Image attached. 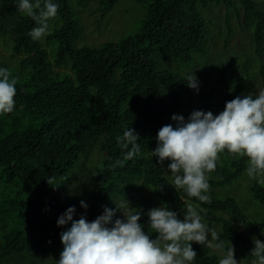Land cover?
Segmentation results:
<instances>
[{
    "label": "trees",
    "instance_id": "16d2710c",
    "mask_svg": "<svg viewBox=\"0 0 264 264\" xmlns=\"http://www.w3.org/2000/svg\"><path fill=\"white\" fill-rule=\"evenodd\" d=\"M75 1L85 8L92 0ZM97 1L104 8L103 15L117 2ZM240 1L245 30L254 41L256 57L261 59L264 10L254 0ZM54 2L59 5L61 27L46 36L48 44L57 45L51 50L52 62L40 39L33 40L28 34L35 22L25 15L10 18L17 0H0V35L7 33L2 39L13 41L11 53L19 61L18 72L7 67L18 79L15 108L0 114V264H56L63 251L60 233L70 227H58L57 220L69 207L76 209L74 220L84 215L89 222L108 208L115 213L108 225L112 227L120 217L118 202L143 193L136 209L145 213L139 223L146 234V213L155 207L154 201L160 206L166 204L181 219L191 202L199 205L205 223L221 226L220 239L230 241L236 257L254 259L250 255L253 237L264 242V220H250L243 202L229 193L246 173L247 157L231 160L226 149L218 154L216 170L209 174V204L176 191L167 169L170 161L159 164L151 155L158 130L166 124L175 126L171 119L174 114L187 120L194 110L204 111L213 105L220 113L226 102L247 95L253 76L234 77V65L231 70L227 65L214 64L213 75L199 78L198 94L186 85L192 74L187 67L210 55L201 9L225 4L228 11L238 15L236 3L139 0L146 11L136 34L98 48L79 49L76 41L81 30L74 19L72 0ZM225 20L228 32L220 37L228 45L234 33L228 14ZM182 65L185 74L180 72ZM66 68L70 72L63 71ZM243 70L247 71L244 66ZM260 74L264 86V66ZM187 105L193 109H186ZM131 127L141 138V155L113 168L111 165L122 159L125 151L116 137ZM89 149L95 150L102 165L96 169L95 179L89 181L95 182L83 199L88 205L85 210L77 208L73 200H63L53 187L69 176L83 154L90 155ZM249 195L253 201L245 203L249 207L260 205L255 206L256 211L264 213V186L254 183ZM75 202L79 206L80 202ZM231 219L237 222L235 227ZM151 237L155 239L156 234ZM192 247L197 253L192 264H218L219 256L211 249L195 243Z\"/></svg>",
    "mask_w": 264,
    "mask_h": 264
},
{
    "label": "clouds",
    "instance_id": "9594fccd",
    "mask_svg": "<svg viewBox=\"0 0 264 264\" xmlns=\"http://www.w3.org/2000/svg\"><path fill=\"white\" fill-rule=\"evenodd\" d=\"M16 8L35 22L28 33L33 40L47 34L48 21L59 12L54 0H17ZM17 83L8 68H0V114L14 110ZM186 85L198 94L194 74L187 77ZM171 119L175 126L166 124L158 130L151 155L158 158L159 164L170 161L167 169L176 191L210 204L209 174L216 170L218 154L225 149L237 159L247 157L248 177L264 185V90L255 97L237 96L226 102L219 114L194 110L187 120L175 114ZM140 139L132 127L117 136V144L125 151L111 167H123L125 161L140 156ZM80 207L87 210L88 205L82 200ZM75 211L74 206L69 207L57 220L58 227H70L60 233L63 251L56 264H192L197 258L193 243L220 250L223 255L218 264H241L230 241L221 240L217 231L204 222L198 204L187 203L182 219L166 204L150 209L146 213L148 234L139 223L145 215L142 209L129 206L128 211L121 210L123 219H116L112 227L108 225L115 213L108 208L91 222L84 215L74 220ZM252 242L251 264H264V242L255 237Z\"/></svg>",
    "mask_w": 264,
    "mask_h": 264
},
{
    "label": "rangeland",
    "instance_id": "374dc122",
    "mask_svg": "<svg viewBox=\"0 0 264 264\" xmlns=\"http://www.w3.org/2000/svg\"><path fill=\"white\" fill-rule=\"evenodd\" d=\"M233 1L237 5L238 15L235 11H228V7L225 4L220 6H213L210 4L208 7L201 9V13L206 20L208 28V47L210 49V55L207 60V56L196 59L191 66L187 67V70L194 74L199 80V78H208V75H213L212 72L216 68L214 64H219L221 66L227 65L231 70H234V65L236 69V71H234V77L235 75L238 76L241 74L253 76L247 94H252L255 97L260 90H264L263 78L260 74V69L264 66V56L261 59L256 57L254 41L249 32L245 30L244 8L240 0ZM254 1L260 5V9L264 10V0ZM71 8L74 13V19L78 21L81 30V36L76 41V47L79 49L88 47L98 48L104 44L116 43L129 36H133L139 31L140 27L143 26L146 11L144 6L139 3V0H117L113 8L105 15L102 13L104 8L100 7V3L97 0H92L85 8L80 7L75 0H72ZM227 14L234 33L232 38L228 41V45H226L220 37L222 33L227 34L228 32V26L225 20ZM21 15L23 14L18 13L16 9L12 12L10 18L16 19ZM48 24L49 29L47 34L53 33L61 27L58 16L55 19H50ZM47 34L42 37L40 41L43 47L48 51L50 61L53 62L54 55L51 50L56 48L57 45L55 43L48 44L46 42ZM4 36H7V33L0 35V67L5 65L6 68H16L15 72H18L19 61H17V58L13 57L11 53L13 41L6 42L5 38L2 39ZM243 66L247 71L244 72ZM63 71L70 72L69 68ZM180 72L183 74L186 72V68L183 65L180 66ZM213 99L215 98L213 97ZM214 108L215 105H213L212 108L210 106L204 111H211L214 115L219 114L220 110H214ZM186 109L191 110L193 106L187 105ZM184 113L185 111L182 112V114ZM89 152H91L90 155L86 153L83 154L82 158L71 170L67 178L57 181L53 187L59 197L63 200H73L72 203L77 208L80 207V203L78 206L75 201L81 202L83 199L85 200L87 194H90L95 181H89L95 179L96 169L102 165L99 162V157L95 150L89 149ZM232 159H236L234 155L231 156V160ZM256 182V179L249 178L247 173H244L239 182L236 183L234 189L232 190V187L229 189L231 195L234 193V195L243 202L242 208L244 212L248 215V218L254 222L264 220V213L256 211L257 208L255 206L260 205L252 203L253 205L249 207L245 202L250 199L253 201L249 194L252 185ZM143 195L145 196V193L132 195L130 200L118 202V205L121 207L122 211H128L129 206L136 209L139 199ZM154 202L155 207L160 206L156 201ZM121 210L119 219H123ZM230 221L235 227L237 222L234 219ZM207 224L214 228L218 234L222 230L220 225ZM227 246L228 245H225V248ZM211 251L213 255L217 253L219 256L218 260L223 255L220 250L211 249ZM213 251L215 253H213ZM235 258L237 261H241V264H251L253 260L236 256Z\"/></svg>",
    "mask_w": 264,
    "mask_h": 264
}]
</instances>
